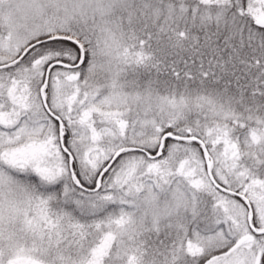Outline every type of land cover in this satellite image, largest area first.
<instances>
[{
    "label": "snow or ice",
    "instance_id": "obj_1",
    "mask_svg": "<svg viewBox=\"0 0 264 264\" xmlns=\"http://www.w3.org/2000/svg\"><path fill=\"white\" fill-rule=\"evenodd\" d=\"M0 264H264V0H0Z\"/></svg>",
    "mask_w": 264,
    "mask_h": 264
}]
</instances>
